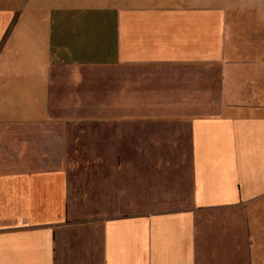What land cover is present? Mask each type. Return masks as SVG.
I'll list each match as a JSON object with an SVG mask.
<instances>
[{"label":"crops","instance_id":"1","mask_svg":"<svg viewBox=\"0 0 264 264\" xmlns=\"http://www.w3.org/2000/svg\"><path fill=\"white\" fill-rule=\"evenodd\" d=\"M0 10V264H264V0Z\"/></svg>","mask_w":264,"mask_h":264},{"label":"rangeland","instance_id":"2","mask_svg":"<svg viewBox=\"0 0 264 264\" xmlns=\"http://www.w3.org/2000/svg\"><path fill=\"white\" fill-rule=\"evenodd\" d=\"M18 4V0H0V10H13L17 7L19 9L21 7L17 6Z\"/></svg>","mask_w":264,"mask_h":264}]
</instances>
